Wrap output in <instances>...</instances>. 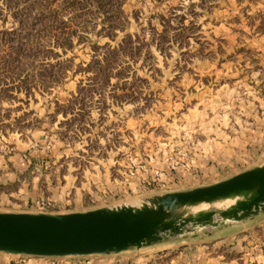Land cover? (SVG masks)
Wrapping results in <instances>:
<instances>
[{
    "label": "rangeland",
    "instance_id": "obj_1",
    "mask_svg": "<svg viewBox=\"0 0 264 264\" xmlns=\"http://www.w3.org/2000/svg\"><path fill=\"white\" fill-rule=\"evenodd\" d=\"M4 3L0 0V174L3 160L7 163L14 152L22 153L32 168L22 174L24 180L0 181V211L68 213L137 204L147 195L209 185L264 164V0H122L126 25L113 39L78 30L82 41L72 36V45L63 51L35 26L31 37L42 38L43 51L37 58L16 60L15 50L2 38L15 40L29 31L18 30L22 27ZM63 14L58 18L69 19ZM14 29L15 35L3 33ZM126 34L130 45L118 48ZM105 41L113 53L92 51L91 46ZM101 54L107 61L87 69L90 55L100 59ZM61 68L65 76L51 84L48 72ZM217 128L243 140L239 149L248 155H238L236 148L230 161H210L216 173L200 177L197 184L175 182L150 167L163 155L204 154ZM31 178L36 194L23 202L17 185ZM256 215L264 220L263 212ZM231 224L235 227L228 231L211 233L215 227H205L118 253L56 257L0 252V260L256 264L250 248L264 242V225L246 223L247 229L231 237L242 228L234 221L220 226ZM256 260L264 264V254L263 261Z\"/></svg>",
    "mask_w": 264,
    "mask_h": 264
},
{
    "label": "water",
    "instance_id": "obj_2",
    "mask_svg": "<svg viewBox=\"0 0 264 264\" xmlns=\"http://www.w3.org/2000/svg\"><path fill=\"white\" fill-rule=\"evenodd\" d=\"M258 212L264 213V164L209 185L147 195L136 205L68 213L0 211V252L56 257L118 253Z\"/></svg>",
    "mask_w": 264,
    "mask_h": 264
},
{
    "label": "trees",
    "instance_id": "obj_3",
    "mask_svg": "<svg viewBox=\"0 0 264 264\" xmlns=\"http://www.w3.org/2000/svg\"><path fill=\"white\" fill-rule=\"evenodd\" d=\"M57 1L59 2L58 6L53 7V4ZM121 3L122 0H5V7L17 19L18 26L22 27L18 30H28L29 33H24L21 36L22 38L15 37V40H13V37H4L2 42L15 50L13 52L15 53V58L13 59L16 60L18 57L23 59L29 57L37 58L43 51V46L38 44L39 41H42V38L31 37L33 34L30 30H35V26L41 28L44 39L47 37L48 41L50 40L55 47L63 51L72 45V36H76V42L82 41V36L77 34L78 30L81 32L94 31L95 34L111 40L115 36V31L124 30L126 25ZM65 12L68 13L66 17L69 19L58 18V13L64 15L63 13ZM67 20H71V22L67 23ZM97 25H99V28L96 29ZM15 30L3 33L15 35L17 34ZM130 43V37L126 34L117 45L119 46L118 48H123L129 46ZM13 44L15 46H12ZM91 47L93 52L97 48H105L110 53L115 51L114 47L110 48L109 42L106 41L101 45H93ZM101 55L100 59L90 55L87 69L93 63L107 61V56ZM61 69L59 73L48 72L51 84L58 82L65 76L63 68ZM10 88L17 89V85L12 84Z\"/></svg>",
    "mask_w": 264,
    "mask_h": 264
},
{
    "label": "crops",
    "instance_id": "obj_4",
    "mask_svg": "<svg viewBox=\"0 0 264 264\" xmlns=\"http://www.w3.org/2000/svg\"><path fill=\"white\" fill-rule=\"evenodd\" d=\"M216 136L209 137L208 142H211L210 145H207L205 148L204 154H197L193 153V155L188 156L187 158H178L175 156L172 157L170 155H163L162 158H157L153 160V163L151 164V168L158 169L160 172H163L168 178L171 180H174L175 182H179L180 180H192L190 184H197L198 179L200 177H204L207 174H215L216 170L215 167H212L214 163L209 166L210 161H216V163L230 161L231 158H233L234 154H236V148L237 149H243V140L240 138L234 136L229 137L223 130L216 129ZM214 131V132H215ZM220 131V132H218ZM217 133L219 135H217ZM213 143V144H212ZM247 143V142H246ZM200 144V142H199ZM205 146V144H203ZM215 147L214 151H212L210 148ZM239 149V150H240ZM240 154L238 155H248V152H244L242 150L239 151ZM23 155L20 152H14L10 156H8L6 159L8 160L7 163L3 160V166L5 169L1 171L0 174V181L6 182L10 181L12 179H16L18 177H21L22 180L24 178L22 177V174L25 173L28 169H31L32 162H29L28 160H23ZM178 164V165H177ZM142 178H145V175L141 174ZM35 178V177H34ZM34 178L29 179L28 181H21L18 183L17 187V194L19 197L23 198V202L30 201L33 195L36 194V186H35V180ZM137 179V178H136ZM139 181V179H137ZM196 180V181H195ZM28 185V186H27ZM18 212V211H14ZM244 222H237L236 227H242L241 229L235 230L234 233H232L231 237H234L235 234H239V232L244 231L246 228L245 224H251L252 227L256 225H264L261 222H264L260 216H252L251 218H247L243 220ZM243 225V226H241ZM235 227L234 225L229 226H218L213 228L214 230L211 231V233H216L217 231H228ZM242 238V235L240 236ZM243 240L246 239V234L243 235ZM240 239V240H242ZM259 243V244H258ZM255 248H250L251 251L255 254V260L256 264H260L256 260V256L260 257V260L263 261V252H264V245L262 241H258ZM262 243V244H261ZM248 245V244H247ZM263 245V247H262ZM251 261V259H250ZM0 264H9L5 260H0ZM26 264H36L35 260H32L31 262H28Z\"/></svg>",
    "mask_w": 264,
    "mask_h": 264
},
{
    "label": "bare ground",
    "instance_id": "obj_5",
    "mask_svg": "<svg viewBox=\"0 0 264 264\" xmlns=\"http://www.w3.org/2000/svg\"><path fill=\"white\" fill-rule=\"evenodd\" d=\"M230 203H231V201H228V202L225 203L224 206H227V205L230 204ZM137 204H138V203H137ZM133 205H136V204H133ZM197 208H199V207H195L194 210H196Z\"/></svg>",
    "mask_w": 264,
    "mask_h": 264
}]
</instances>
